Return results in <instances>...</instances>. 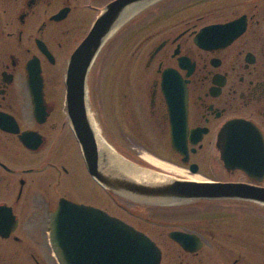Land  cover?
Returning a JSON list of instances; mask_svg holds the SVG:
<instances>
[{"label":"flooded vegetation","instance_id":"1","mask_svg":"<svg viewBox=\"0 0 264 264\" xmlns=\"http://www.w3.org/2000/svg\"><path fill=\"white\" fill-rule=\"evenodd\" d=\"M117 1L0 0V264H61L52 233L62 200L102 210L140 230L159 247V264H264V205L224 199L185 207L140 204L104 187L89 172L67 117L64 76L74 49ZM118 16L122 20L92 68L109 50V62L123 65L129 75L121 105L125 128L143 140L140 147L129 145L125 155L144 162L147 153L188 173L172 177L264 186V179L226 169L218 141L232 119L253 122L264 140V0H139L120 8ZM238 19L245 23L241 32L239 27L206 29ZM30 64L40 70L34 92L28 85ZM170 69L186 91V154L171 145L163 87ZM180 104V99L173 103L174 112ZM154 130L163 135L158 149L146 146L143 135ZM195 132L202 134L192 142ZM214 162L220 176L211 174ZM234 176L241 178H225ZM78 190L89 197L77 198ZM172 210L186 215L165 219ZM82 218L81 225L92 229L82 231L87 245L79 255L90 258L91 242L100 240L94 228L101 223L93 213ZM175 230L188 234L187 248L169 236Z\"/></svg>","mask_w":264,"mask_h":264},{"label":"water","instance_id":"2","mask_svg":"<svg viewBox=\"0 0 264 264\" xmlns=\"http://www.w3.org/2000/svg\"><path fill=\"white\" fill-rule=\"evenodd\" d=\"M139 0H119L110 4L95 20L88 34L71 54L65 73L66 112L72 130L81 146L87 168L92 176L104 187L119 196L136 203L151 205H180L200 199H243L264 204V186L243 182H211L181 179L172 177L163 171L146 168L132 162L115 152L111 157L133 168L137 174L145 171L152 179H140L139 176L127 173L106 156V152L98 144L95 128L91 123L86 97V79L91 64L103 43L112 31L119 26V9L128 3ZM144 3V2H142ZM150 3V0H147ZM221 29L229 32L239 27L238 32L245 28L242 19L226 24L213 25L206 29ZM163 75V87L171 118V145L180 153L186 154L184 143L187 136L185 86L179 75L167 70ZM38 66L30 64L28 68V85L33 91L36 80L40 79ZM178 80L180 85L177 86ZM34 92V91H33ZM34 100L38 103L39 98ZM178 95V96H177ZM181 102V109L174 112L173 103ZM196 133V142L200 132ZM21 140L27 143L28 134L22 132ZM198 138V139H197ZM218 141L221 142V159L228 169H241L258 181L264 174V140L261 131L251 121L245 119L229 120L220 130ZM113 159V158H112ZM114 160V159H113ZM185 160V159H184ZM115 161V160H114ZM196 170L195 168L193 169ZM99 216L100 226L95 231L99 241L91 242L94 254L90 258L79 255L80 247L86 246V237L82 231L92 229L81 225L82 216L92 214ZM61 219H56L52 243L61 264H159L160 250L155 243L141 231L127 225L122 220L111 217L97 209L83 204L61 201L59 204ZM110 223V225H107ZM183 247L187 248L190 241L188 234L172 231L169 234ZM103 237V238H101ZM84 241V243H82Z\"/></svg>","mask_w":264,"mask_h":264},{"label":"rangeland","instance_id":"3","mask_svg":"<svg viewBox=\"0 0 264 264\" xmlns=\"http://www.w3.org/2000/svg\"><path fill=\"white\" fill-rule=\"evenodd\" d=\"M246 1V0H245ZM108 55L105 59L99 57L97 63L91 68L87 82V100L89 113L95 122V126L99 129L102 136L116 149L118 153L125 155V151L129 145L140 147L142 144V135L139 133H130L125 128L127 122L126 114L122 108L123 95L128 93V88L125 86L126 80L129 78L123 65L114 66L113 60L109 62L110 51L106 52ZM117 56V55H116ZM139 55H137L138 57ZM136 57V59H137ZM136 59H133V65ZM104 60V61H103ZM103 61V62H102ZM133 68V67H132ZM116 101V102H115ZM116 104V107H115ZM146 138V146L152 149L160 148L159 142L163 140V135L157 131H152L150 134H143ZM150 137V138H149ZM148 151L145 149H139ZM137 152H140L137 150ZM142 161V160H141ZM215 167L211 170L213 175L220 176L223 174L219 167L214 162ZM203 176V175H202ZM209 178V177H200ZM215 178V177H211ZM220 178V177H216ZM227 179H239L241 177H225ZM77 198L89 197L86 192L80 190L76 191ZM230 204V203H228ZM227 204V205H228ZM252 205L260 206L258 203H250ZM116 212L125 214L117 206H113ZM134 210L139 211L140 207L133 206ZM172 216L165 215V219L171 220L176 216L180 217L186 215V211L172 210ZM157 215V214H156ZM161 216V215H159ZM133 222L136 218H132ZM175 221V220H173ZM174 224V223H173ZM177 225V224H175Z\"/></svg>","mask_w":264,"mask_h":264},{"label":"bare ground","instance_id":"4","mask_svg":"<svg viewBox=\"0 0 264 264\" xmlns=\"http://www.w3.org/2000/svg\"><path fill=\"white\" fill-rule=\"evenodd\" d=\"M93 124H94V122H93ZM95 130L97 133L99 146L101 148H103L106 152H108V153H106L107 158H109L111 161L115 162L120 169H122L123 171H125L127 173H132L133 175L139 176L137 178H140V179H146V180L148 179L149 180V179L153 178L150 173H146L145 171H140V173L137 174V172L133 168L127 167L124 164H122V162L116 161L115 157H111L110 153L115 154V152H116L115 149L112 147V145L110 143H108V141L102 136V134L99 133L98 129L95 128ZM142 158L145 161H147L148 163L154 165L157 168H160L161 170H163L165 172L172 173V174H175L178 176H183V175L188 174L184 169L177 167L175 165L166 163V162L161 161L159 159H156L149 154L143 153ZM188 178L196 179V180L202 179L200 177H188Z\"/></svg>","mask_w":264,"mask_h":264}]
</instances>
